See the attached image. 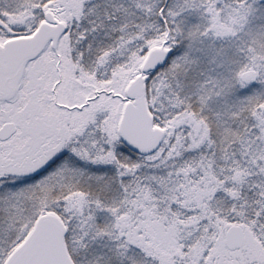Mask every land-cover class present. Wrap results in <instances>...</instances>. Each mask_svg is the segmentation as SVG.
<instances>
[{"label": "snow or ice", "instance_id": "snow-or-ice-1", "mask_svg": "<svg viewBox=\"0 0 264 264\" xmlns=\"http://www.w3.org/2000/svg\"><path fill=\"white\" fill-rule=\"evenodd\" d=\"M0 264H264V0H0Z\"/></svg>", "mask_w": 264, "mask_h": 264}]
</instances>
